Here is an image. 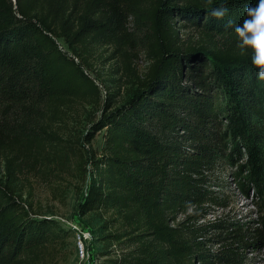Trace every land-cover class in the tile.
<instances>
[{"label":"trees","instance_id":"1","mask_svg":"<svg viewBox=\"0 0 264 264\" xmlns=\"http://www.w3.org/2000/svg\"><path fill=\"white\" fill-rule=\"evenodd\" d=\"M258 2L213 0L227 9L217 19L206 0H0V264H33L69 235L26 206L17 176L50 146L63 152L45 126L66 102L101 98L81 50L128 44L149 67L124 104L103 107L104 148L81 206L118 216L104 241L119 248L102 264H256L249 254L264 249V217L255 225L215 213L231 206L223 188L232 176L264 213V80L234 33ZM183 22L202 38H183Z\"/></svg>","mask_w":264,"mask_h":264},{"label":"rangeland","instance_id":"2","mask_svg":"<svg viewBox=\"0 0 264 264\" xmlns=\"http://www.w3.org/2000/svg\"><path fill=\"white\" fill-rule=\"evenodd\" d=\"M183 23L179 24L183 38H202L200 30L193 27L191 22ZM128 26L132 31L133 24L130 22ZM56 42L64 53L75 56L62 39H56ZM77 60L99 85L101 98L66 102L62 106L63 118L53 119L49 126H45V130L52 135L51 140L63 144V152L56 145L50 146L38 158V168L24 167L17 176V193L26 206L39 216L58 221L69 231L65 239L45 250L33 264H102L106 251L119 248L118 242L109 239L104 241V237L118 227L119 219L115 211L83 212L81 206L93 178L92 160L99 157L104 148V129L99 131L95 128L104 112L103 107L108 102L114 107L121 106L132 97L139 78L145 77L149 62L145 53L131 44L120 50L114 46L96 45L90 54L81 50ZM60 155L68 159L66 165L60 163ZM231 170L235 172L236 167L233 166ZM5 178L6 154L1 153L0 183ZM238 180V177L234 180L233 176L227 180L223 190L227 189L232 195V203L227 210L216 211L215 216L231 210L243 221L257 225L264 213L255 204V198H246L236 189ZM209 218H213L211 214ZM79 236L83 251L80 249ZM249 255L256 258V264H264V249Z\"/></svg>","mask_w":264,"mask_h":264},{"label":"clouds","instance_id":"3","mask_svg":"<svg viewBox=\"0 0 264 264\" xmlns=\"http://www.w3.org/2000/svg\"><path fill=\"white\" fill-rule=\"evenodd\" d=\"M206 3L210 6L207 10L209 14L217 19L227 13L225 7L214 5L213 0H206ZM228 26H232L231 21ZM234 33L238 39L240 55L251 51L250 61L256 68L257 78L264 80V0L246 9V18L241 25L235 26Z\"/></svg>","mask_w":264,"mask_h":264},{"label":"built area","instance_id":"4","mask_svg":"<svg viewBox=\"0 0 264 264\" xmlns=\"http://www.w3.org/2000/svg\"><path fill=\"white\" fill-rule=\"evenodd\" d=\"M78 241H79L80 249H81V251H83V245H82V239H81V236H79Z\"/></svg>","mask_w":264,"mask_h":264}]
</instances>
